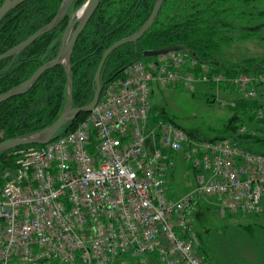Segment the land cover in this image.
I'll return each mask as SVG.
<instances>
[{
    "label": "built area",
    "instance_id": "1",
    "mask_svg": "<svg viewBox=\"0 0 264 264\" xmlns=\"http://www.w3.org/2000/svg\"><path fill=\"white\" fill-rule=\"evenodd\" d=\"M153 82L192 93L223 85L254 99L264 74L227 75L183 51L137 60L75 129L7 150L0 264H208L193 222L201 198L212 197L222 216L262 212L264 154L229 138H197L152 114ZM175 155L195 179L179 197L168 194Z\"/></svg>",
    "mask_w": 264,
    "mask_h": 264
},
{
    "label": "trees",
    "instance_id": "2",
    "mask_svg": "<svg viewBox=\"0 0 264 264\" xmlns=\"http://www.w3.org/2000/svg\"><path fill=\"white\" fill-rule=\"evenodd\" d=\"M3 1L0 0V6ZM63 1L26 0L10 10L0 22V54L48 25ZM86 1L73 0L56 26L23 50L0 60V94L21 85L37 68L57 56L69 23ZM156 1L100 0L75 41L68 67L59 63L48 68L24 93L0 102V142L32 135L54 123L67 106L69 79L72 83V107L88 106L95 96L97 86L94 78L104 52L117 41L137 33L150 18ZM257 3V0H163L151 26L141 37L119 45L108 54L100 75L102 89L119 78L132 62L155 58L144 57L145 51L173 45L184 46L188 55L212 64L215 70L227 75L264 74V55L222 63L217 61L216 56L221 46L229 45L236 39L257 38L264 41V7L259 8ZM241 22L246 25H239ZM251 22L256 29L247 27ZM231 31L238 32L239 36L229 33ZM207 86L211 89L217 87L215 84ZM262 106L257 97L239 98L236 105L231 106L234 114L229 122L218 131V135L208 139L233 137L240 147L264 154V137L250 129L239 132L242 125L239 114L250 113V109H262ZM154 110L152 108V114ZM86 116L87 113L81 112L70 118L55 137L75 129ZM249 117L253 118L254 115L250 114ZM164 119L173 122L167 117ZM258 119L264 123V116ZM7 153L0 152V171L13 163ZM202 250L203 245L200 244L199 251Z\"/></svg>",
    "mask_w": 264,
    "mask_h": 264
},
{
    "label": "rangeland",
    "instance_id": "3",
    "mask_svg": "<svg viewBox=\"0 0 264 264\" xmlns=\"http://www.w3.org/2000/svg\"><path fill=\"white\" fill-rule=\"evenodd\" d=\"M259 8L264 7V0H257ZM252 23V24H251ZM247 27L256 25L251 22ZM239 25H246L241 22ZM76 26L70 31V36ZM246 27V26H245ZM229 33H232L229 32ZM239 36L238 32L232 33ZM264 55V41L257 38L236 39L229 45L221 46L217 53L218 62H239L246 57ZM157 56H155L156 58ZM147 60L144 58L143 61ZM150 106L159 118L167 117L177 123L185 132L197 138H213L225 126L234 114L231 106L243 97L242 92L228 88H213L200 85L192 93L181 86L172 87L158 82L152 83ZM206 93V94H205ZM257 98L263 104L262 114L256 115L255 109L239 114L242 125L264 137V87L261 86ZM254 117L250 118L249 115ZM259 120V121H258ZM229 139L233 140V137ZM174 167L167 176L168 194L179 197L195 185L194 172L186 162L175 155ZM5 167L0 171H7ZM197 237L203 245L202 255L208 264H264V204L261 213L252 215H226L218 213L212 197L201 198L193 215ZM127 264H136L133 258H127Z\"/></svg>",
    "mask_w": 264,
    "mask_h": 264
},
{
    "label": "water",
    "instance_id": "4",
    "mask_svg": "<svg viewBox=\"0 0 264 264\" xmlns=\"http://www.w3.org/2000/svg\"><path fill=\"white\" fill-rule=\"evenodd\" d=\"M24 1H26V0H4L2 5L0 6V22L2 21L4 16L10 10H12L14 7H16L17 5H19L20 3L24 2ZM72 1L73 0H64L59 11H58V13H57V15L48 25H46L42 29L36 31L32 35H30L26 40H24L20 44L16 45L15 47L9 49L8 51H6L2 54H0V60L6 58L8 56H11L13 54H16L19 51L23 50L29 44H31L37 37H39L41 34H43L44 32H46L49 29L56 26L57 23L61 20V18L66 13V11H67L68 7L70 6V4L72 3ZM99 1L100 0H87L86 1V3H88V8H87V11H86L84 17L81 20L75 19L69 23V25H68V27H67V29H66L63 37H62L61 47H60V50H59L57 56L52 61H50L49 63L41 65L39 68H37L36 71L25 82H23L18 87L14 88L8 92H5L3 94H0V102L4 101V100H6L12 96L24 93L33 84V82L48 68H50L56 64H59V63H63L66 68L68 67L69 56H70L72 48L75 44V41H76L78 35L80 34V32L82 31V29L87 24L88 20L92 16V14L94 13ZM162 1L163 0H157L156 1L154 10H153L150 18L147 20L145 25L137 33L117 41L116 43H114L110 48H108L104 52V54L101 58V61L97 67L95 78H94L96 86H97L95 96H94L92 102L88 106H86L84 108H73L72 107V92H71L72 83H71V80L69 79V94H68L67 106L63 110L61 115L55 120V122L52 123L49 127L45 128V129H43L37 133H34L32 135L25 136L22 138H11V139H6V140L1 141L0 142V152L7 151L11 148L20 147V146H26V145H32V144H45V143L49 142L50 140H52L56 136L58 131L62 128V126L70 118H72L73 116H75L81 112H84V113L90 112L92 110V108L96 105V103L98 102L100 95H101L102 86L100 83V75H101V70H102V67H103V64H104L106 57L108 56V54L112 50H114L119 45H122V44L128 43V42H134L139 37H141V35L151 26L154 18L156 17V14H157L160 6H161ZM74 26H76V27L70 36V31L74 28ZM256 28L257 27H254L253 29H256ZM170 51H183V52H185V48H184V46H181V45H173V46H168V47H165L162 49L149 50V51L144 52V57L160 56V55L165 54V53L170 52ZM66 55H67V59L64 61L63 58ZM38 135H43V136L37 137Z\"/></svg>",
    "mask_w": 264,
    "mask_h": 264
},
{
    "label": "bare ground",
    "instance_id": "5",
    "mask_svg": "<svg viewBox=\"0 0 264 264\" xmlns=\"http://www.w3.org/2000/svg\"><path fill=\"white\" fill-rule=\"evenodd\" d=\"M67 3V2H66ZM88 8V3H85L84 5H82L74 14V20L78 19L81 20ZM67 59V55L63 58V60L65 61ZM43 135H38L37 137H42Z\"/></svg>",
    "mask_w": 264,
    "mask_h": 264
}]
</instances>
